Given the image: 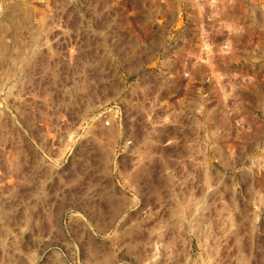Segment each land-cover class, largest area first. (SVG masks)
I'll return each mask as SVG.
<instances>
[{"label":"rangeland","instance_id":"rangeland-1","mask_svg":"<svg viewBox=\"0 0 264 264\" xmlns=\"http://www.w3.org/2000/svg\"><path fill=\"white\" fill-rule=\"evenodd\" d=\"M0 264H264V0H0Z\"/></svg>","mask_w":264,"mask_h":264},{"label":"built area","instance_id":"built-area-1","mask_svg":"<svg viewBox=\"0 0 264 264\" xmlns=\"http://www.w3.org/2000/svg\"><path fill=\"white\" fill-rule=\"evenodd\" d=\"M12 111V108H10V112ZM36 170H37V175H36V177H37V183H39V181H40V179H39V165L37 164L36 165Z\"/></svg>","mask_w":264,"mask_h":264}]
</instances>
